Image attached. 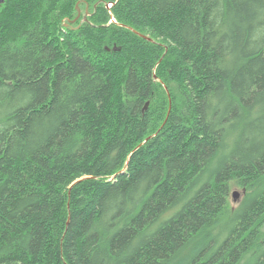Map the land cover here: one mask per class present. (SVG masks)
I'll return each instance as SVG.
<instances>
[{
	"label": "trees",
	"instance_id": "16d2710c",
	"mask_svg": "<svg viewBox=\"0 0 264 264\" xmlns=\"http://www.w3.org/2000/svg\"><path fill=\"white\" fill-rule=\"evenodd\" d=\"M263 227L264 0L0 3V264H264Z\"/></svg>",
	"mask_w": 264,
	"mask_h": 264
},
{
	"label": "rangeland",
	"instance_id": "374dc122",
	"mask_svg": "<svg viewBox=\"0 0 264 264\" xmlns=\"http://www.w3.org/2000/svg\"><path fill=\"white\" fill-rule=\"evenodd\" d=\"M234 191H239V197L237 200H235L233 198V192ZM245 197V193L243 191L242 188L237 187L236 185H233V188L231 190V196H230V200H231V206L233 209H237L241 203L243 202ZM222 228H219L218 230H216V233L220 234V240L219 243H221L226 237H227V231L225 230V228L223 226H221ZM262 240H264V227H263V235L261 236ZM256 256L253 253H249L247 254L238 264H253L255 261Z\"/></svg>",
	"mask_w": 264,
	"mask_h": 264
},
{
	"label": "water",
	"instance_id": "95a60500",
	"mask_svg": "<svg viewBox=\"0 0 264 264\" xmlns=\"http://www.w3.org/2000/svg\"><path fill=\"white\" fill-rule=\"evenodd\" d=\"M3 0H0V3L2 2ZM81 17V10H79V14H78V16L75 18V20H78L79 18ZM149 39H151V38H149ZM166 89L168 90V92H169V89H168V87L166 86ZM169 95H170V93H169ZM239 191H234L233 192V198L235 199V200H237L238 199V197H239Z\"/></svg>",
	"mask_w": 264,
	"mask_h": 264
}]
</instances>
